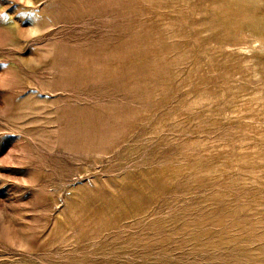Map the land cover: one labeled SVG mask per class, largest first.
I'll return each instance as SVG.
<instances>
[{
    "label": "rangeland",
    "instance_id": "374dc122",
    "mask_svg": "<svg viewBox=\"0 0 264 264\" xmlns=\"http://www.w3.org/2000/svg\"><path fill=\"white\" fill-rule=\"evenodd\" d=\"M0 264H264V0H0Z\"/></svg>",
    "mask_w": 264,
    "mask_h": 264
}]
</instances>
